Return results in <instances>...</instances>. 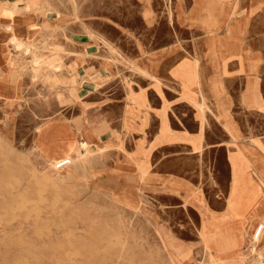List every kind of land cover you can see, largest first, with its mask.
<instances>
[{
	"label": "rangeland",
	"instance_id": "rangeland-1",
	"mask_svg": "<svg viewBox=\"0 0 264 264\" xmlns=\"http://www.w3.org/2000/svg\"><path fill=\"white\" fill-rule=\"evenodd\" d=\"M14 1L0 0V264H264V37L250 35L264 10L248 22L235 0ZM75 62L108 75L76 81ZM146 94L154 111L164 99L158 140L169 143L131 152L153 136L133 132ZM89 128L114 138L95 145ZM160 154L174 172L162 189ZM232 155L246 161L237 173ZM135 170L141 188L126 191Z\"/></svg>",
	"mask_w": 264,
	"mask_h": 264
},
{
	"label": "crops",
	"instance_id": "crops-1",
	"mask_svg": "<svg viewBox=\"0 0 264 264\" xmlns=\"http://www.w3.org/2000/svg\"><path fill=\"white\" fill-rule=\"evenodd\" d=\"M5 1H7V0H3L2 3H4ZM235 2L237 4V6H238V11L239 12H247V14H248V22H249V16H251V13H253V18H254L262 10H264V0H235ZM254 22L255 23L258 22V26H257V28L254 27L255 33H253V34L251 33L250 35L253 36V37H259V38L264 37V13L262 15L259 14L258 16H256L254 18ZM257 29H259V30L257 31ZM249 31H251L250 28H248V30H247L246 37H247ZM251 47H252V49L257 54L262 55L261 53L263 51L259 47H256V46H251ZM186 60H187V57H185L183 59H180L173 66L172 71L175 70V69H177L179 67V64H181V62L186 61ZM231 64H232V62L228 66H226V72H225L224 77H223V80L225 82L228 81V78H229L228 77V73L231 71V69H230V65ZM72 66H73V72L72 73H75L77 75L76 81H104V79L108 75V73H107L108 69L107 68H100V71H98L97 73L93 74L92 77L91 76H88L87 77L86 76V73H85V67L81 68L80 67V64L78 62H75V64H72ZM200 68H202V67H200ZM233 70L236 71V74H238L237 76H242V79H244L243 81L246 82L245 83V86H244V90H245L246 84H247V81H246L247 78L245 76V73L239 68V65L238 64H236V66L234 67ZM202 71H203V73L205 75V78H203V81H207V78L212 75L213 70L206 63V64H204V66L202 68ZM176 80H179L180 81V79H178V78ZM146 97H147L148 103H150V101H151L150 96H148V94H146ZM262 97H263V95H262ZM158 100H160L161 102H163V105H164V101H163L164 99H163V97L160 94L158 95ZM242 100H243L242 102L244 103L243 97H242ZM163 105L161 107L156 108L157 111H154V109H155L154 106H151V109H148V110L146 109L147 110V113L144 114V117H143L142 121L140 122L139 125H137L135 127L136 130L133 129V130H135L133 132H135L137 134H140V135L143 134V132H145V133L152 132L153 133V136H152L151 139H148V142H147L146 145H145V141H144L145 139H144V137L143 136L139 137L137 140H135L133 150H130L131 152H136V150L140 146H144L146 148L151 143L153 144L152 150H156L157 152H159L161 150L163 151L164 148H165V146H166V144L169 143V142H165L164 140H161V141L158 140V135L160 134V131H161V117H160V112H161V109H162ZM245 106L247 108L260 109V108H256V107H253V106H247L246 104H245ZM263 107H264V97H263ZM127 111H128V109H127ZM148 112L151 114L152 120H156L155 126H154V123L152 125L150 124L149 117H148ZM125 119H126V117H125ZM67 124H69V125H71L73 127H76L78 125V124L77 125H73V124H70V123H67ZM127 126L128 125H126L125 127L127 128ZM126 128H124V129H126ZM130 128H133V125H131V127H128L124 131H129ZM89 130L94 135L95 142H96L95 145H97L98 143H106V142L108 143V142H110L114 138L113 135H112V133H110V131H108V130L107 131L106 130L101 131V133L99 132L100 135H98L97 132H94L91 128H89ZM118 132H119L118 130L115 131V133H118ZM181 142H183V143L185 142L186 144H189L185 140H178L177 141V143H181ZM189 146H191V145H189ZM137 154H139V153H137ZM137 154L135 153V155H137ZM160 155L161 156H157L155 162L154 161L152 162V165L156 168V173H157V178L152 181V185L156 181L157 182L156 183L157 187L160 188V189H162V183L158 179L159 178V175L163 176V175H166V174H174V172H172V171H170L168 169L166 170V164L167 163L164 160L163 154H160ZM225 165H226V171H227V173H228L229 176H228V179L227 180H225L223 182L221 181L222 188H223V193H224L223 197H224V200H225L223 202V205L221 207V210L219 211L221 213L220 214L221 216L223 214H225L227 212V210H228V208H227L228 207L227 206V197L229 196V191H230L231 182H232V175H231L230 165L226 161H225ZM191 169L192 168H190V171H191ZM226 183H227V185H226V188H225L224 184H226ZM151 190H153V189H151ZM160 191L162 192V194L165 195V193L163 192V190H160ZM226 223L232 229L238 226V221H228Z\"/></svg>",
	"mask_w": 264,
	"mask_h": 264
},
{
	"label": "bare ground",
	"instance_id": "bare-ground-1",
	"mask_svg": "<svg viewBox=\"0 0 264 264\" xmlns=\"http://www.w3.org/2000/svg\"><path fill=\"white\" fill-rule=\"evenodd\" d=\"M20 2H22L21 0H18V1H14V7L15 8H18L19 6H20ZM211 19H213V17H211ZM14 44H15V46L16 47H27L28 45H29V42L25 39V38H23V37H21L20 35H18V34H15V35H13L12 36V38L10 39ZM29 50V49H28ZM0 58H1V55H0ZM37 61V60H36ZM129 63V62H128ZM132 68V67H131ZM197 68L199 69V71H200V66L199 65H197ZM152 76H155V75H153V74H151ZM200 75V74H199ZM199 77V76H198ZM157 78V77H156ZM199 79H200V77H199ZM157 81H159V80H157ZM1 84V83H0ZM200 93V92H199ZM6 97V96H5ZM203 97V96H202ZM256 101L257 102H260V97L257 95L256 96ZM137 102V101H136ZM137 104L138 105H140V106H145L146 108H147V110L149 109V104H148V101L146 100V99H141V100H139L138 102H137ZM203 104V103H202ZM203 106V105H202ZM201 106V107H202ZM222 106H224V109H226L227 111H225L226 112V114H227V117H228V104H227V100H223V102H222ZM248 106V105H247ZM203 111H205V110H203ZM166 114V113H165ZM224 114V113H223ZM163 119H164V116H163ZM205 119H206V117H205ZM164 121H165V119H164ZM65 123V122H64ZM229 128L231 129V130H233V131H235V130H237L236 129V125L233 123V121L231 120V118H229ZM57 132V131H56ZM61 132V131H60ZM165 135H167V133H165ZM56 139V138H55ZM13 142V141H12ZM85 142V141H84ZM82 144V143H81ZM84 145H87V142L86 143H83V147H84ZM150 149V148H149ZM22 150V149H21ZM83 150V149H82ZM58 152H59V154H60V156L59 157H63V156H66L67 154H68V152H69V147H68V145L66 144V143H62V144H60V147H59V150H58ZM147 152H149V150H147ZM147 156V155H146ZM231 160H232V163H233V168H234V171L237 173L238 171H240L245 165H246V161H245V159L243 158V157H241V156H237V155H232V157H231ZM145 163V162H144ZM119 172H121V170L120 171H118V172H116V173H119ZM102 174H105V175H107V177L105 178V179H101L102 180V182L104 181V183H107L108 184V182H107V180L108 179H111L112 178V180L114 179V177L115 176H113V174H109L110 173V171L108 170V169H105L104 170V172H101ZM99 174V175H102V174ZM115 173V174H116ZM114 174V175H115ZM145 174V172L143 173V175ZM139 174H138V171H130L129 172V174H127V175H125L124 176V179L127 181V185L125 186V188H126V191H128L129 190V186H137V187H139V189L141 188V185H139V184H134V183H141V181L139 180V176H138ZM99 177H101V176H99ZM144 177V176H143ZM93 184H94V182H93ZM261 189V188H260ZM262 190V189H261ZM181 192V191H180ZM240 212V211H239ZM206 213H207V211H206ZM203 261V260H202ZM259 262V261H258ZM263 263H264V260L262 261ZM258 264V263H257Z\"/></svg>",
	"mask_w": 264,
	"mask_h": 264
},
{
	"label": "built area",
	"instance_id": "built-area-1",
	"mask_svg": "<svg viewBox=\"0 0 264 264\" xmlns=\"http://www.w3.org/2000/svg\"><path fill=\"white\" fill-rule=\"evenodd\" d=\"M68 158H61L58 162L61 164L65 162ZM261 229V227L258 228V231Z\"/></svg>",
	"mask_w": 264,
	"mask_h": 264
}]
</instances>
